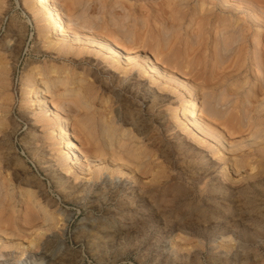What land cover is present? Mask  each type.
Masks as SVG:
<instances>
[{
	"label": "rangeland",
	"instance_id": "rangeland-1",
	"mask_svg": "<svg viewBox=\"0 0 264 264\" xmlns=\"http://www.w3.org/2000/svg\"><path fill=\"white\" fill-rule=\"evenodd\" d=\"M24 1L0 0V264H264V159L245 131L251 88L264 108V29L228 13L201 34L223 0H54L84 44L69 60ZM188 94L220 139L185 125ZM57 104L75 155L50 136Z\"/></svg>",
	"mask_w": 264,
	"mask_h": 264
},
{
	"label": "bare ground",
	"instance_id": "bare-ground-1",
	"mask_svg": "<svg viewBox=\"0 0 264 264\" xmlns=\"http://www.w3.org/2000/svg\"><path fill=\"white\" fill-rule=\"evenodd\" d=\"M223 5L219 8L215 9H209V10H200L202 13L198 22L197 26L202 27V32H204V26L207 27L214 23H219L222 21H227L226 14H236V15H246L247 19H243L242 23H239L241 16L239 19H235V21L231 24L234 27L236 26L238 30H247L251 31L252 27H254V30H259V28L264 29V5L259 6L255 0H235V3H232L231 1H225L223 0ZM264 2V0H263ZM24 8L28 12L29 16L34 20V22L39 26L40 21L44 22L45 29H52L53 38L46 42L48 48H53L55 51V54H62L65 55V57H69L68 59L71 60L72 52L70 51L71 48L78 46L83 47V41L81 37H79L77 34H71L69 36L68 29L70 27H67V23L63 18V15L61 14L59 8L54 3V0H25L23 3ZM191 7V6H190ZM188 5H184L181 9H177L175 11L176 17H180L181 20L185 19L187 16H189V20H193L195 18L196 10L190 8ZM190 10V13L188 11ZM200 14H198L199 16ZM231 22V21H230ZM229 24V25H230ZM90 43V41L88 40ZM96 45L98 48H103L107 51L108 54H110L112 57L115 56L117 49L114 44H111L110 42L106 43L104 42V39H101L98 37L96 39ZM68 55V56H67ZM130 56H126V59H129ZM184 57L179 58V61H182L184 64L183 66L189 67L190 71H197V67L200 66L199 62H192V60L187 59ZM173 69L175 72L178 71L177 65L179 64L178 61L174 62ZM152 67H156L155 64H152ZM260 67V66H259ZM256 68H258L256 66ZM256 72V71H255ZM1 75L5 74V72H0ZM57 74L58 72L55 71ZM254 75V71L252 72ZM198 74V73H197ZM200 75V74H199ZM58 76V75H57ZM53 79L54 81L55 76L48 77L46 74L44 75V79H42L40 82L47 83L48 80ZM28 81L32 84L33 90L31 92V95L28 96L32 100V102H36L38 105V110L41 112V114H45V111L43 108L45 107V104L40 105V100L45 97L44 94H42L41 91L38 90L40 88V84L36 83L34 80V75L30 74L28 75ZM70 82L69 78L67 76H63L61 81L59 82L60 85L63 86V88H66L68 83ZM260 82V81H259ZM257 82V85H261V83ZM261 86H258L261 88ZM264 86V85H263ZM256 88V87H255ZM251 88L250 91L252 93V97L248 98V106L245 108L244 113L246 114V120L248 122V128L245 130L246 133L250 135H255V138L260 139L261 141L264 140V108L262 107V104L258 101V96L261 93H263V90L259 92L256 89ZM21 89V88H20ZM259 90V89H258ZM261 95V94H260ZM248 97V96H247ZM58 102H61L60 100L63 99H57ZM54 105L53 110L50 111L52 114V119H55L56 117L60 118V121L53 126L50 136H53L56 140H59L61 136L64 135L66 142L64 144V153L67 155L72 152L74 155L76 152H78V149L76 148L75 143L73 142V136L70 132V129L68 128L71 123H68V121L62 117L61 112L59 110V106ZM178 108L180 111H182L183 119L186 120L185 125L188 127L190 125H195L199 127V129L202 131V133L206 136V138H216L220 139L219 136H214L216 131V126L212 120H210L206 114L203 108L201 106H198V100L195 94H188L186 101H181L178 105ZM38 112V113H40ZM85 119V118H83ZM85 123L83 122L82 125ZM228 131L232 134L234 133H241L242 130L239 129H228ZM260 141L258 146H254L253 148L257 152L260 159H264V145Z\"/></svg>",
	"mask_w": 264,
	"mask_h": 264
}]
</instances>
